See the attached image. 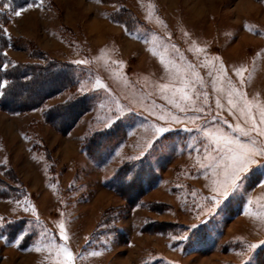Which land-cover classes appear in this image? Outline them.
Instances as JSON below:
<instances>
[{"label": "rangeland", "instance_id": "obj_1", "mask_svg": "<svg viewBox=\"0 0 264 264\" xmlns=\"http://www.w3.org/2000/svg\"><path fill=\"white\" fill-rule=\"evenodd\" d=\"M0 9L10 96L0 107V264H65L61 246L72 264H264V160L223 197L201 132L218 125L248 139L235 130L250 122L229 110L230 91L261 123L264 0H0ZM50 64H73L78 77L49 74ZM176 64L206 85L188 90L196 108L161 91L179 83ZM204 92L210 115L196 110ZM159 126L169 130L156 136ZM113 127L103 156L88 155L83 140Z\"/></svg>", "mask_w": 264, "mask_h": 264}, {"label": "snow or ice", "instance_id": "obj_2", "mask_svg": "<svg viewBox=\"0 0 264 264\" xmlns=\"http://www.w3.org/2000/svg\"><path fill=\"white\" fill-rule=\"evenodd\" d=\"M28 7H32V4H28ZM0 11H3V9H0ZM15 14L20 15V12L17 11ZM198 50L199 49H194V51ZM161 59H164L163 55L161 56ZM172 67L173 70L170 72V77L172 80L178 81L179 83L162 85L161 91H163L166 95L171 94L173 97L179 93L182 101L190 104L193 108H196L197 101L191 98L188 90L195 89L197 85L206 87L202 77L198 72H195L194 66L191 64H188L187 66L176 64ZM237 71L239 72L240 70L238 69ZM221 72H223V66L217 70V80L220 78L219 74ZM211 74L212 73H209V75ZM3 83L7 84V81H4ZM213 84H216V80H213ZM96 86H101V81L99 79L96 81ZM81 90L86 91L87 89L82 85ZM237 92L240 99L244 101L245 105H247L248 101L244 97L243 93L239 92V90H237ZM194 94L196 96L200 95L199 92H195ZM203 96V103L205 107H199L196 110L198 112H205L207 108L210 115L211 108L208 106V93L204 92ZM227 103L230 111H238L239 114L249 120L250 126L242 127L239 123L235 125V130L248 139L242 140L240 137L233 135L231 132L225 131L218 125L211 128L206 127L201 129L202 134L208 141L205 145V150H212L208 157L209 167L212 168L213 175L219 177L215 181L216 187L214 188V191L220 192L223 197H227L229 193L238 186L239 181L241 180L243 174L248 171L250 165L256 164L260 160H264V105L260 106L259 121L261 123L258 124L256 122V117L252 115L251 110L240 106L238 101L233 98V92L231 91L228 92ZM216 104L217 107L221 106L219 96L216 98ZM177 106L180 107V104L178 103ZM173 118L177 121L179 120V117ZM222 118L223 117H221V119ZM211 119L215 120L216 117L211 116ZM167 130L169 129L159 126L155 129L154 135L160 136ZM253 133H257L258 135L253 138ZM212 153H214V155ZM211 201H215V203L211 205L208 209L209 211H212L216 205L221 202L215 195L211 197ZM17 203H19V201H17ZM25 203H27V198H25ZM2 219L3 218H0V220ZM192 226H195V224ZM60 235L67 239L65 234V225L63 223L60 224ZM250 247H255V245H250ZM61 248L67 258L65 264H72V252L70 249L64 246H61Z\"/></svg>", "mask_w": 264, "mask_h": 264}, {"label": "trees", "instance_id": "obj_3", "mask_svg": "<svg viewBox=\"0 0 264 264\" xmlns=\"http://www.w3.org/2000/svg\"><path fill=\"white\" fill-rule=\"evenodd\" d=\"M13 38V37H12ZM1 62H0V70H1ZM64 66V67H63ZM61 66L60 64H50L48 65V73L50 74L51 72H62L63 70L68 73L67 79H69L70 82H73L74 79H76L78 76L75 74V66L73 64H64ZM77 76V77H76ZM2 78H4V75L0 71V107L2 108H9L6 104H10V96L8 92H5L3 89L2 85ZM118 128L113 127L110 128L109 130L102 131L95 133L93 136H90V138L83 140V149L90 155L92 158H95L96 156H103L104 150L102 149L104 143L108 142L109 135L107 134H112L116 132ZM88 140V141H87ZM87 141V143H86ZM110 141V140H109ZM97 150V152H95ZM102 155V156H101ZM20 222V221H19Z\"/></svg>", "mask_w": 264, "mask_h": 264}]
</instances>
